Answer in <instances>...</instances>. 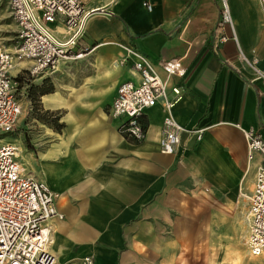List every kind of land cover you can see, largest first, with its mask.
Segmentation results:
<instances>
[{
  "label": "crops",
  "instance_id": "obj_1",
  "mask_svg": "<svg viewBox=\"0 0 264 264\" xmlns=\"http://www.w3.org/2000/svg\"><path fill=\"white\" fill-rule=\"evenodd\" d=\"M93 1L87 9L102 12L86 22L79 43L84 56L34 79L53 83L40 103L60 115L62 132L50 131L46 148L36 144L37 155L17 144L26 175L59 195L62 218L48 222L47 252L55 264H80L88 254L96 264H223L217 244L230 243L239 221L247 236L259 160H247L242 130L252 128L264 139V82L240 56L256 59L255 69L263 70L264 12L256 0L262 29L232 28L233 39L220 23V0ZM1 9L10 16L5 3ZM98 18L108 26H91L89 33L87 25ZM222 35L226 42L218 40ZM130 48L153 64L182 62L184 75L172 79L183 92L173 115L186 129L204 128L200 141L184 134L177 152L161 153L159 104L144 111L143 141L121 135L122 121L110 116V106L121 82L139 81ZM30 65L21 63L12 74ZM239 261L264 264V251L252 257L246 249Z\"/></svg>",
  "mask_w": 264,
  "mask_h": 264
},
{
  "label": "built area",
  "instance_id": "obj_2",
  "mask_svg": "<svg viewBox=\"0 0 264 264\" xmlns=\"http://www.w3.org/2000/svg\"><path fill=\"white\" fill-rule=\"evenodd\" d=\"M221 1V24H230L226 0ZM264 12V0H258ZM7 5L17 32L12 50L0 42V136L15 131L23 113L19 82L16 77L23 72L31 77L53 72L60 63L81 59L76 53L78 41L85 33L86 22L93 12L83 0H0ZM148 12L152 7L142 4ZM53 25V27L51 26ZM232 31V29H231ZM232 38L235 39L233 31ZM226 42L225 35L218 38ZM127 58L133 60V71L138 75L137 84L121 82L110 106V116L121 119L119 131L133 142H141L146 136L142 120L144 111L157 104L164 116L160 129L159 148L163 154H174L182 145L184 134L200 141L204 128L186 129L174 118L173 109L181 102L183 92L172 83L174 77H182L185 67L180 60H161L153 64L135 49H126ZM242 60L252 67L256 79L264 82L263 70L255 69L256 59ZM22 60L31 65L18 75L12 71ZM161 69L164 76L158 72ZM247 145V160L259 157L253 191L248 196V233L244 244L252 257L264 251V139L252 128L242 130ZM59 195L45 183L26 175L18 162L16 143L0 141V264H55L47 252L51 242L48 222L61 219L57 210ZM80 264H96L93 254L81 258Z\"/></svg>",
  "mask_w": 264,
  "mask_h": 264
},
{
  "label": "rangeland",
  "instance_id": "obj_3",
  "mask_svg": "<svg viewBox=\"0 0 264 264\" xmlns=\"http://www.w3.org/2000/svg\"><path fill=\"white\" fill-rule=\"evenodd\" d=\"M83 1L91 3L93 0ZM93 3H95V1H93ZM226 3L229 8L231 25L226 24L225 26H227L229 30L232 28L238 30V28L241 27L243 31L249 30L252 34H257L262 29L263 26L261 25V19L263 15L256 0H237L236 3H233L232 0H226ZM51 26L53 27V25ZM91 26H94L98 30H101L106 28L108 24L103 18L95 19L94 21L89 22V24L87 25V31L89 33L92 32ZM16 30L17 29L14 21L10 16L8 17L5 15L0 6V42L10 50H12V45L14 44V40L16 38ZM229 32L231 33L232 31L230 30ZM81 39L77 43L76 53H85V51L79 49V43ZM77 60L80 59L67 62H74ZM19 65L20 67H22L21 64ZM23 76L24 78L19 81L18 86V93L21 95V102L25 103L24 105L22 104L23 115L22 117L20 116L15 131L10 135L0 136V141L3 140V142H8L9 140H11L16 143V145L19 144L25 150L26 153H29L32 156L37 155V153L40 151L37 148L36 144H41L40 148H46L48 144H44V142L48 140L50 131H53L54 133H60L62 132V128L60 130H56L53 126L54 118L58 116L60 119V115L57 112H51L54 115L53 117H48V123L42 120V118H47L45 116L43 117L42 113L45 111L42 107L41 110L38 111L39 116H42V118L39 119L36 116V113H34L33 111L32 100L29 99L28 96V91L30 86L34 84V79H36V77L38 76L31 77L29 74H25ZM38 140L42 143H39ZM33 157L35 158V156ZM21 163L24 164L23 169L25 172H27V168H25V164H27L26 158ZM235 226L237 227L233 229V238L231 239L230 243H226V247L225 243L217 244V254L222 255L219 256L218 259L223 262V264H240L239 260L241 255H243V252L246 253L247 248L244 244L246 238V227L243 223H241V221H239L238 224Z\"/></svg>",
  "mask_w": 264,
  "mask_h": 264
},
{
  "label": "trees",
  "instance_id": "obj_4",
  "mask_svg": "<svg viewBox=\"0 0 264 264\" xmlns=\"http://www.w3.org/2000/svg\"><path fill=\"white\" fill-rule=\"evenodd\" d=\"M25 74H29L27 72H23L22 74L18 75L15 79L16 81H20L22 80V78H24L23 75ZM54 91V86L53 83L50 81V79H44L41 84H32L29 88L28 91V96L29 99L32 100L33 103V111L34 113H36V116L41 119L42 116H39V110H41V103H40V97L49 93H52ZM43 117H47V118H42L43 121H45L46 123H48V117H53L54 114H52L51 112L49 113V111H45L42 113ZM54 128L56 130H60L61 128H63L62 124H59V117L56 116L54 118Z\"/></svg>",
  "mask_w": 264,
  "mask_h": 264
},
{
  "label": "bare ground",
  "instance_id": "obj_5",
  "mask_svg": "<svg viewBox=\"0 0 264 264\" xmlns=\"http://www.w3.org/2000/svg\"><path fill=\"white\" fill-rule=\"evenodd\" d=\"M24 62H27V66L26 67H28V65H30L31 64V62L30 61H28V60H22V61H20L17 65H19V64H21V63H24ZM20 66V65H19ZM59 66V65H58ZM57 66V67H58ZM18 148V147H17ZM21 150L18 148V152H20ZM22 152V151H21Z\"/></svg>",
  "mask_w": 264,
  "mask_h": 264
},
{
  "label": "water",
  "instance_id": "obj_6",
  "mask_svg": "<svg viewBox=\"0 0 264 264\" xmlns=\"http://www.w3.org/2000/svg\"><path fill=\"white\" fill-rule=\"evenodd\" d=\"M96 12H102V11H93L91 14L96 13Z\"/></svg>",
  "mask_w": 264,
  "mask_h": 264
}]
</instances>
